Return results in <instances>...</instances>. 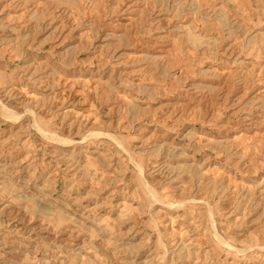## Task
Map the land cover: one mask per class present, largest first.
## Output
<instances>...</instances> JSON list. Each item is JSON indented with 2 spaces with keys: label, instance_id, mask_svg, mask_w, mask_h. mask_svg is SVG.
Here are the masks:
<instances>
[{
  "label": "rangeland",
  "instance_id": "1",
  "mask_svg": "<svg viewBox=\"0 0 264 264\" xmlns=\"http://www.w3.org/2000/svg\"><path fill=\"white\" fill-rule=\"evenodd\" d=\"M124 1L0 0V264H264V0Z\"/></svg>",
  "mask_w": 264,
  "mask_h": 264
},
{
  "label": "bare ground",
  "instance_id": "2",
  "mask_svg": "<svg viewBox=\"0 0 264 264\" xmlns=\"http://www.w3.org/2000/svg\"><path fill=\"white\" fill-rule=\"evenodd\" d=\"M125 1H126V0H125ZM125 1H124V2H125ZM129 1H130V0H129ZM130 3H131V2H130ZM131 5H133V2H132ZM138 6H139V5H138ZM128 7H129V6H128ZM132 7H133V6H132ZM130 9H131V8H130ZM132 10H133V9H132ZM156 41H157V39H156ZM161 51H163V50H161ZM161 51H160V52H161ZM163 52H164V51H163ZM160 56H161V55H160ZM154 57H155V56H154ZM92 79H93V78H92ZM33 125H34V123H33ZM38 127H39V126H38ZM41 128H42V127H41ZM36 129H37V128H36ZM38 130H41V129L38 128ZM41 131H43V130H41ZM41 133H42V132H41ZM50 134H51V133H50ZM50 134H48V135H50ZM42 135H43V133H42ZM51 135H53V134H51ZM44 136H45V135H44ZM46 137H47V134H46ZM47 138H48V137H47ZM56 139H58V138H56ZM59 140H60V139H59ZM63 141H64V140H63ZM118 143H119V142H118ZM116 144H117V143H116ZM118 147H119V146H118ZM239 187H240V186H239ZM241 188H242V187H241ZM225 244H226V242H225Z\"/></svg>",
  "mask_w": 264,
  "mask_h": 264
}]
</instances>
